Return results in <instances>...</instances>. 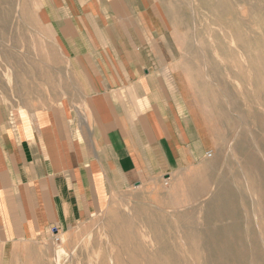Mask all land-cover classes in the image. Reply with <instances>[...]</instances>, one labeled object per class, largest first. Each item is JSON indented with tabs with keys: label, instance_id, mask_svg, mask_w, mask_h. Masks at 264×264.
<instances>
[{
	"label": "rangeland",
	"instance_id": "1",
	"mask_svg": "<svg viewBox=\"0 0 264 264\" xmlns=\"http://www.w3.org/2000/svg\"><path fill=\"white\" fill-rule=\"evenodd\" d=\"M153 1L176 110L204 158L114 194L69 233L21 246L13 264H264V0ZM0 7V125L78 97L40 0Z\"/></svg>",
	"mask_w": 264,
	"mask_h": 264
},
{
	"label": "crops",
	"instance_id": "2",
	"mask_svg": "<svg viewBox=\"0 0 264 264\" xmlns=\"http://www.w3.org/2000/svg\"><path fill=\"white\" fill-rule=\"evenodd\" d=\"M39 18L78 97L0 125V264L204 158L176 110L172 42L153 0H40Z\"/></svg>",
	"mask_w": 264,
	"mask_h": 264
},
{
	"label": "bare ground",
	"instance_id": "3",
	"mask_svg": "<svg viewBox=\"0 0 264 264\" xmlns=\"http://www.w3.org/2000/svg\"><path fill=\"white\" fill-rule=\"evenodd\" d=\"M14 7V6H13ZM190 7V6H189ZM1 8V7H0ZM19 9V8H18ZM0 10H2V9H0ZM19 11V10H18ZM22 9H21V13H19V17H21L22 16ZM5 23H6V19H5V16H3V14L0 12V40H4L5 39V37H6V31H5V29H4V27H5ZM22 23V22H21ZM195 31V30H194ZM2 40V41H3ZM199 46V45H198ZM249 58V57H248ZM51 61V60H50ZM50 66V65H49ZM12 68V67H11ZM207 68V67H206ZM1 69V68H0ZM5 69H7L6 67H5ZM9 70V69H8ZM13 71H14V69H13ZM3 72V71H2ZM9 73V72H8ZM11 73V72H10ZM21 74V73H20ZM23 74V73H22ZM19 75V74H18ZM14 76V75H13ZM19 76H21V75H19ZM17 79V78H16ZM14 79H12V81H13ZM15 82V81H14ZM10 105V104H9ZM247 161V160H246ZM249 162V161H248ZM251 163V162H250ZM207 175V174H206ZM213 195V194H212ZM252 198V197H251ZM174 203V202H173ZM222 203V202H221ZM224 203V202H223ZM223 203H222V205H223ZM229 206V205H228ZM142 207V206H141ZM224 207V206H223ZM256 221V220H255ZM258 221V220H257ZM257 223V222H256ZM257 225V224H256ZM223 226V225H222ZM219 228V227H218ZM220 232H222V231H220ZM220 232H217V233H219L220 235H222V233H223V235L225 236L227 233L226 232H222V233H220ZM258 232V231H257ZM225 233V234H224ZM216 235H218V234H216ZM222 235V238L224 237ZM245 237V236H244ZM249 240V239H248ZM220 252V251H219ZM73 255V254H72ZM252 258V257H251Z\"/></svg>",
	"mask_w": 264,
	"mask_h": 264
}]
</instances>
